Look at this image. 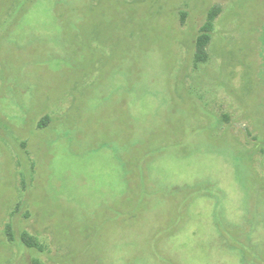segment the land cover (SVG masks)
<instances>
[{"label":"rangeland","instance_id":"1","mask_svg":"<svg viewBox=\"0 0 264 264\" xmlns=\"http://www.w3.org/2000/svg\"><path fill=\"white\" fill-rule=\"evenodd\" d=\"M35 260L264 264V0H0V264Z\"/></svg>","mask_w":264,"mask_h":264},{"label":"trees","instance_id":"2","mask_svg":"<svg viewBox=\"0 0 264 264\" xmlns=\"http://www.w3.org/2000/svg\"><path fill=\"white\" fill-rule=\"evenodd\" d=\"M215 15V13L211 12L210 14V17L212 18L213 16ZM210 22L205 25V30L206 31H209L210 30ZM209 34L207 33H203L202 35L199 36L197 42H198V49L200 51V54H198V58L199 60L204 56V48H205V45L207 44V41L209 40ZM48 119L49 116H46V117H43L41 122L39 123L40 126H45L47 125L48 123ZM5 231L7 232V236L9 237V240L13 241L14 240V233H13V230H12V225L10 223H8L6 225V229ZM20 241L21 243L23 242L24 245L28 246V247H31V248H38L40 251H43L44 250V246L41 244V241L32 236L30 233H28L27 231H23L22 232V235H21V238H20ZM35 264H39V261L38 260H35Z\"/></svg>","mask_w":264,"mask_h":264}]
</instances>
